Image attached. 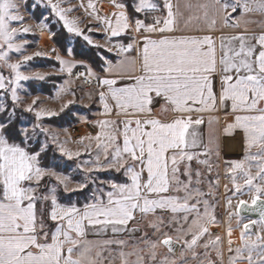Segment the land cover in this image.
I'll list each match as a JSON object with an SVG mask.
<instances>
[{
  "label": "snow or ice",
  "instance_id": "snow-or-ice-1",
  "mask_svg": "<svg viewBox=\"0 0 264 264\" xmlns=\"http://www.w3.org/2000/svg\"><path fill=\"white\" fill-rule=\"evenodd\" d=\"M0 264H264V0H0Z\"/></svg>",
  "mask_w": 264,
  "mask_h": 264
},
{
  "label": "rangeland",
  "instance_id": "rangeland-1",
  "mask_svg": "<svg viewBox=\"0 0 264 264\" xmlns=\"http://www.w3.org/2000/svg\"><path fill=\"white\" fill-rule=\"evenodd\" d=\"M25 14L27 15V13ZM36 15L37 17L39 16V10L37 11ZM26 23L35 25L36 20L27 19ZM22 38L27 39L29 41V45L27 47V51L25 52V54H31L36 51L47 53L51 47H57L59 49L55 41L53 39H49L47 33H41L39 29L34 28L32 33L27 34ZM68 44L72 46L73 40L68 41ZM57 68H58L57 62L53 58H49L48 56L34 57L33 60L28 62L27 66L23 70L49 73V76L45 81L34 80V81L24 82V88L22 90V94H24L25 92L27 93V95H25V100L27 103H31L33 98H37L32 96L33 94H37L40 97L38 98V106L47 107L50 109L58 108V106L54 103V100H48L50 99L48 97L52 96L54 94V91H57V88H59L63 84V80L65 79L64 76L56 72ZM51 70L53 71L52 73L50 72ZM41 84L44 86H50V92L47 93L46 91H43L40 87ZM32 87L34 89H32ZM85 91H87V89H85ZM82 95L83 94L79 90H77V102L70 106L72 108L71 111H69L70 112L69 117L71 119L76 120L75 114L77 113H82L83 111H86L87 114H90V111L93 110V108H91V110L85 109L84 107L82 108L83 106L81 102ZM63 98L68 99L69 97H63ZM61 101L63 102V100ZM47 123L51 125H55L49 122ZM59 126H66V125H59Z\"/></svg>",
  "mask_w": 264,
  "mask_h": 264
},
{
  "label": "crops",
  "instance_id": "crops-1",
  "mask_svg": "<svg viewBox=\"0 0 264 264\" xmlns=\"http://www.w3.org/2000/svg\"><path fill=\"white\" fill-rule=\"evenodd\" d=\"M105 8H107V4H105ZM95 38L98 40H102V35L100 34H95ZM82 70V69H80ZM51 73L53 72L52 70L50 71ZM58 90V88H57ZM33 97H37L40 98L37 94H33ZM48 100H54V103L59 106L63 103L61 100L64 101L65 98L63 99H58L57 98V91H54V94L52 96H49ZM70 98V97H69ZM56 106V107H57ZM96 107L93 108V110L90 111V114H87L86 111H83L82 113H85L86 115H88L89 117L95 118L93 116V113L95 111H97L98 105H95ZM57 108V109H58ZM51 125V124H50ZM53 129L55 131H59L61 132V137L63 138L64 136V132L63 130L66 129L67 132L69 134H71V136L75 137V138H79V136L86 134L89 131H93L92 129H90L89 127L82 125L78 119H76L75 122L66 125V126H59V125H52ZM203 131L206 133L207 129L204 128ZM222 154L226 157V158H234L237 154H238V145L236 143V141H233L231 139L228 138H223V142H222Z\"/></svg>",
  "mask_w": 264,
  "mask_h": 264
},
{
  "label": "trees",
  "instance_id": "trees-1",
  "mask_svg": "<svg viewBox=\"0 0 264 264\" xmlns=\"http://www.w3.org/2000/svg\"><path fill=\"white\" fill-rule=\"evenodd\" d=\"M53 30L56 31L55 28H53ZM53 40L55 41L56 45H57V46L59 47V49H60L61 46H62L63 41H61L59 37H57L56 39H53ZM67 43H68V42H67ZM72 46L76 48V50H77L78 53H83V52H86V51H87V49L81 48V47L77 44V42L74 41V40H73V44H72ZM42 84H43V83H42ZM42 84H41V86H40L41 89H42L43 91H46L47 93H49V92H50V86H44V85H42ZM33 87H34V85H33ZM33 87H32V89H34ZM95 107H96L95 105H91V106H90V108H95ZM82 108H83V106H82ZM71 109H72V108L69 107V109L65 110V113H63V114H61L60 116H57V117L49 118V119H47L46 121L49 122V123L55 124V125H69V124H71V123H73V122L76 121L75 119H71V118L69 117V115H70V112H69V111H71ZM69 118H70V119H69Z\"/></svg>",
  "mask_w": 264,
  "mask_h": 264
}]
</instances>
